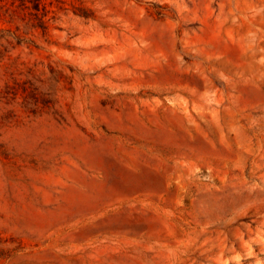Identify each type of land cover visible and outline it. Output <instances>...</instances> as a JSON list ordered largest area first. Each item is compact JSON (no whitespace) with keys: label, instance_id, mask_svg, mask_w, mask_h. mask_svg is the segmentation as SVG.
Listing matches in <instances>:
<instances>
[{"label":"rangeland","instance_id":"rangeland-1","mask_svg":"<svg viewBox=\"0 0 264 264\" xmlns=\"http://www.w3.org/2000/svg\"><path fill=\"white\" fill-rule=\"evenodd\" d=\"M35 1L0 0V264H264V0Z\"/></svg>","mask_w":264,"mask_h":264},{"label":"trees","instance_id":"trees-1","mask_svg":"<svg viewBox=\"0 0 264 264\" xmlns=\"http://www.w3.org/2000/svg\"><path fill=\"white\" fill-rule=\"evenodd\" d=\"M28 8H30L28 5H25ZM42 7L40 0H36L35 2L32 3L31 8L35 9L36 11H39L40 8Z\"/></svg>","mask_w":264,"mask_h":264}]
</instances>
